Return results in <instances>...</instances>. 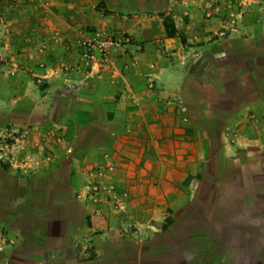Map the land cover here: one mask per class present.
<instances>
[{
	"label": "crops",
	"instance_id": "0c3cea01",
	"mask_svg": "<svg viewBox=\"0 0 264 264\" xmlns=\"http://www.w3.org/2000/svg\"><path fill=\"white\" fill-rule=\"evenodd\" d=\"M101 1L132 43L88 81L52 93L30 66L0 62V129L25 132L30 153L21 166L0 158V264L16 248L19 264H264V53L184 45L186 30L163 23L173 0ZM105 153L119 160L123 211L80 192ZM20 218H39L28 244Z\"/></svg>",
	"mask_w": 264,
	"mask_h": 264
},
{
	"label": "rangeland",
	"instance_id": "374dc122",
	"mask_svg": "<svg viewBox=\"0 0 264 264\" xmlns=\"http://www.w3.org/2000/svg\"><path fill=\"white\" fill-rule=\"evenodd\" d=\"M91 1L0 0V62L14 72L30 66L34 83L40 89L52 87V93L56 83L70 88L72 82L88 81L84 76L95 63L106 66L111 56L125 52L132 43L129 31L121 24L122 14L105 8L101 0H96L95 6ZM173 1V9L163 23L167 32L186 30L181 33L184 45H205V51L213 56L230 48L264 53V0ZM172 14L177 16V25ZM62 38V50L69 53L63 57L55 51L56 40ZM107 41L113 44L104 45ZM72 49L76 50L73 55ZM102 80L100 76L98 82ZM149 82L147 87L151 89ZM62 106L68 110L69 101L65 99ZM56 141L59 139L49 145L54 146ZM47 149L45 157L50 161L53 151ZM101 159L86 168L80 192L94 191L92 203L96 208L123 211L121 203L128 201L129 196L119 183V160L108 153Z\"/></svg>",
	"mask_w": 264,
	"mask_h": 264
},
{
	"label": "built area",
	"instance_id": "2783aa9c",
	"mask_svg": "<svg viewBox=\"0 0 264 264\" xmlns=\"http://www.w3.org/2000/svg\"><path fill=\"white\" fill-rule=\"evenodd\" d=\"M113 44L107 41L104 45ZM27 139L25 132H12L7 128L0 129V158L6 163H15L17 165L25 164L29 158V151L26 148ZM48 159V158H47ZM94 191L83 192L84 198L95 202Z\"/></svg>",
	"mask_w": 264,
	"mask_h": 264
},
{
	"label": "trees",
	"instance_id": "16d2710c",
	"mask_svg": "<svg viewBox=\"0 0 264 264\" xmlns=\"http://www.w3.org/2000/svg\"><path fill=\"white\" fill-rule=\"evenodd\" d=\"M167 34L172 35V32L169 31V32H167ZM10 192H11L10 190H5V192L1 193V200H4L5 202L9 201L10 197H11ZM14 221L16 222V225L21 229L25 243L28 244L31 240L29 232L32 229H36L40 225L39 218L32 219V221L30 219L20 218L18 220H14ZM24 245H26V244H24ZM21 250H23V248H16L15 249V251L11 257V260H10L11 264H19L20 260H18V258H19L18 251L20 252Z\"/></svg>",
	"mask_w": 264,
	"mask_h": 264
}]
</instances>
